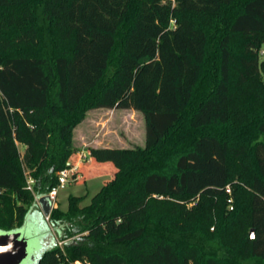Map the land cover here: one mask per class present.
Segmentation results:
<instances>
[{
	"label": "trees",
	"instance_id": "16d2710c",
	"mask_svg": "<svg viewBox=\"0 0 264 264\" xmlns=\"http://www.w3.org/2000/svg\"><path fill=\"white\" fill-rule=\"evenodd\" d=\"M263 45L264 0H0V231L90 110L133 109L145 146L90 148L113 177L53 207L64 246L37 264H264Z\"/></svg>",
	"mask_w": 264,
	"mask_h": 264
},
{
	"label": "rangeland",
	"instance_id": "374dc122",
	"mask_svg": "<svg viewBox=\"0 0 264 264\" xmlns=\"http://www.w3.org/2000/svg\"><path fill=\"white\" fill-rule=\"evenodd\" d=\"M207 19L208 17L203 19V21L207 22ZM175 22L176 20L173 19L172 25H174ZM47 43L48 41L46 44ZM259 54L260 59L264 60V45L261 47ZM145 126V116L142 111L104 108L90 110L86 118L74 130L73 148L75 152L71 155L69 160L72 167L76 165L79 167V165H82V162H89L91 167L90 171L88 169L84 170V172H77L78 168L75 169L74 175L69 179L65 187L59 189L55 207L63 211L68 210L69 196L72 194L85 197L79 203L80 206L83 207L88 205L100 188L113 177L110 173H101L97 171V165L91 163L92 157L90 155V148L95 145H106L116 148L144 147L146 140ZM244 130L248 134H251L253 132V127L247 126ZM19 148L23 153L25 147L20 144ZM248 162L249 161H247V163ZM26 174L29 176V170L26 171ZM85 174H89V177L86 181L83 179L81 180L80 177H83ZM34 198L36 199V195ZM196 201L197 199L192 201L190 206L194 205ZM47 224L51 228L58 245L63 247L64 241L60 240L57 230L54 229L55 226L50 219L47 220ZM250 231H252V229ZM72 239L73 238H70L68 241ZM44 242L38 238L31 239L28 247L29 257L22 264H34V256L46 248ZM120 248L125 250L124 247Z\"/></svg>",
	"mask_w": 264,
	"mask_h": 264
},
{
	"label": "water",
	"instance_id": "95a60500",
	"mask_svg": "<svg viewBox=\"0 0 264 264\" xmlns=\"http://www.w3.org/2000/svg\"><path fill=\"white\" fill-rule=\"evenodd\" d=\"M71 162H68V166ZM36 201L39 209L32 208L22 227L11 231H0V264H22L29 257V242L31 239L45 240V249L34 256V264H37V257L56 245L51 228L47 224L46 216H50L53 209V201L48 193L37 196ZM254 237V229L251 231Z\"/></svg>",
	"mask_w": 264,
	"mask_h": 264
},
{
	"label": "built area",
	"instance_id": "2783aa9c",
	"mask_svg": "<svg viewBox=\"0 0 264 264\" xmlns=\"http://www.w3.org/2000/svg\"><path fill=\"white\" fill-rule=\"evenodd\" d=\"M76 168H77V165L75 167L65 168V169H63V170H61L59 172V183H58V185L54 186L48 192L49 196L51 197V199L53 201V206L54 207H55V204H56V198H57L59 189L65 187L66 183L74 175ZM33 183H34V180L32 178H29L28 186H27V188L29 190H33V187H32ZM36 201H38L37 196H36ZM49 219H50V216H46V220H49Z\"/></svg>",
	"mask_w": 264,
	"mask_h": 264
},
{
	"label": "crops",
	"instance_id": "0c3cea01",
	"mask_svg": "<svg viewBox=\"0 0 264 264\" xmlns=\"http://www.w3.org/2000/svg\"><path fill=\"white\" fill-rule=\"evenodd\" d=\"M93 147H110V146H106V145H95V146H93ZM81 164H84V162H82ZM78 168V167H77Z\"/></svg>",
	"mask_w": 264,
	"mask_h": 264
},
{
	"label": "clouds",
	"instance_id": "9594fccd",
	"mask_svg": "<svg viewBox=\"0 0 264 264\" xmlns=\"http://www.w3.org/2000/svg\"><path fill=\"white\" fill-rule=\"evenodd\" d=\"M5 249H0V251H4ZM37 259H39V256L37 257Z\"/></svg>",
	"mask_w": 264,
	"mask_h": 264
}]
</instances>
